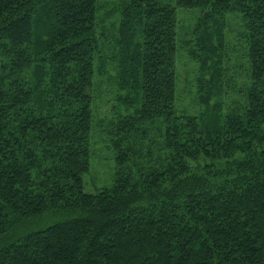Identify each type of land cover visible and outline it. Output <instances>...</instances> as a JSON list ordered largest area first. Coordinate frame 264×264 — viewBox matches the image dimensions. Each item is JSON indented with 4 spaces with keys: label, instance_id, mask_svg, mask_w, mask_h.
Instances as JSON below:
<instances>
[{
    "label": "trees",
    "instance_id": "1",
    "mask_svg": "<svg viewBox=\"0 0 264 264\" xmlns=\"http://www.w3.org/2000/svg\"><path fill=\"white\" fill-rule=\"evenodd\" d=\"M103 1L109 39L96 0H0V264H264V0ZM94 103L124 112L99 121L114 183L92 195Z\"/></svg>",
    "mask_w": 264,
    "mask_h": 264
},
{
    "label": "rangeland",
    "instance_id": "2",
    "mask_svg": "<svg viewBox=\"0 0 264 264\" xmlns=\"http://www.w3.org/2000/svg\"><path fill=\"white\" fill-rule=\"evenodd\" d=\"M158 2L173 5L174 0H156ZM99 7L97 17L99 20L103 19V27L105 29L110 24L117 22L119 14L116 12L110 13L105 17V13L110 11L113 6V1L96 0ZM198 12L196 10H177L178 28V53H177V82L176 94L177 102L176 108L180 113L195 115L198 109L194 110L191 103L190 89L195 78V67L189 59L187 49L183 47L184 42L190 40L191 32L196 23ZM238 14H228L226 16V36L230 41L232 40L236 46V54H240L241 44L243 40L240 35V20L238 22ZM107 39L110 37V29L107 28ZM239 49V50H238ZM238 56V55H237ZM192 90V89H191ZM112 108V109H111ZM121 113L124 112L117 103H94L93 104V119L91 125V156L89 171L83 175V191L87 194H96L99 190L111 188L114 183V169L115 160L113 152L108 148L101 128H99V121L106 117V113ZM105 113V114H104Z\"/></svg>",
    "mask_w": 264,
    "mask_h": 264
}]
</instances>
